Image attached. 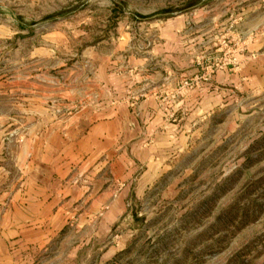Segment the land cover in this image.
Returning a JSON list of instances; mask_svg holds the SVG:
<instances>
[{"label": "rangeland", "instance_id": "obj_1", "mask_svg": "<svg viewBox=\"0 0 264 264\" xmlns=\"http://www.w3.org/2000/svg\"><path fill=\"white\" fill-rule=\"evenodd\" d=\"M0 264H264V0H0Z\"/></svg>", "mask_w": 264, "mask_h": 264}]
</instances>
